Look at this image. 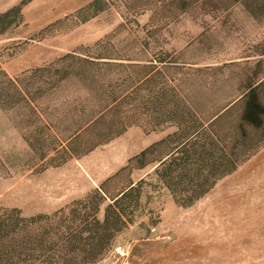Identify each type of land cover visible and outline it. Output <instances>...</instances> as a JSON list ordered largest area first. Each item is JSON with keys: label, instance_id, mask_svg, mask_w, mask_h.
I'll return each mask as SVG.
<instances>
[{"label": "trees", "instance_id": "1", "mask_svg": "<svg viewBox=\"0 0 264 264\" xmlns=\"http://www.w3.org/2000/svg\"><path fill=\"white\" fill-rule=\"evenodd\" d=\"M23 6L0 14V38L24 25ZM111 6L148 38L195 7L223 12L240 7L253 22L264 24V0H96L88 10L95 15ZM146 13L149 23L139 27L136 18ZM127 23L90 46L15 77L3 70L0 55V109L22 133L27 171L59 168L132 127L145 134L174 129L129 159L99 189L54 213L52 219L61 216L56 226H37L48 217L28 219L18 209L0 210V256L8 264H97L113 250L139 206L144 182H132L134 170L153 166L148 176L177 206L188 208L264 146V35L248 46L255 58H244L235 82L227 77L206 87L194 77L186 49L155 52ZM121 33L126 36L118 40ZM237 65L203 70L221 72Z\"/></svg>", "mask_w": 264, "mask_h": 264}, {"label": "rangeland", "instance_id": "2", "mask_svg": "<svg viewBox=\"0 0 264 264\" xmlns=\"http://www.w3.org/2000/svg\"><path fill=\"white\" fill-rule=\"evenodd\" d=\"M94 1L17 0L14 6L24 2V25L0 38L3 70L15 77L79 47L90 46L127 23L112 6L93 15L94 10L88 7ZM149 20V13L136 18L139 27ZM224 20L226 25L218 26ZM49 26L51 29L45 30ZM127 26L137 31V37H146L133 24ZM263 35L264 24L253 22L240 7L230 12L218 7H195L146 39L155 52L186 49L184 58L193 64L194 77L201 86L208 87L227 77L235 82L244 68V58L250 55L251 62L255 58L256 52L248 46L260 42ZM125 36L121 33L118 40ZM230 62L238 65L221 72L203 70ZM199 92L216 93L205 88ZM173 131L168 129L167 134ZM27 152L22 133L0 109V210L18 209L28 219L48 217L37 222V226H56L61 216L51 217L61 208L41 211L48 205L46 194L53 190H39L40 184L31 182L32 172L25 169ZM108 155L109 151L98 147L87 159L86 168L96 176L108 172V166L112 170L114 163ZM153 169L148 166L149 175ZM141 176L142 173H135L134 179ZM127 179V174L121 176V181ZM142 180V195L138 208L129 217L131 224L116 237L113 250L97 264H264V146L188 208L177 206L154 177ZM106 205L101 207L99 219L103 218ZM5 260L0 256V264H8Z\"/></svg>", "mask_w": 264, "mask_h": 264}, {"label": "crops", "instance_id": "3", "mask_svg": "<svg viewBox=\"0 0 264 264\" xmlns=\"http://www.w3.org/2000/svg\"><path fill=\"white\" fill-rule=\"evenodd\" d=\"M16 1L0 0V14L13 7ZM166 135L167 131L145 134L139 127L129 128L122 136L102 146L106 151H109L108 158L114 163V168L110 170L108 166V172L99 176L86 168L87 159L93 157L98 148L90 154L69 161L59 168L31 173V182L40 184L39 190H53L50 194H46L48 205L41 211H57L68 203L83 198L91 190L99 189L102 183L125 167L129 159L162 140ZM147 168L133 171L130 179L134 184L149 175ZM135 173H142L141 178L135 180ZM44 180H46V184H44Z\"/></svg>", "mask_w": 264, "mask_h": 264}]
</instances>
